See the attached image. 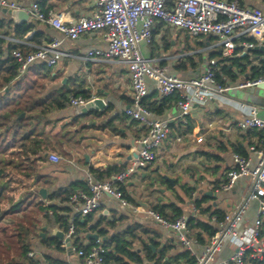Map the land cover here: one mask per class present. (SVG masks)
Here are the masks:
<instances>
[{
  "label": "crops",
  "instance_id": "obj_1",
  "mask_svg": "<svg viewBox=\"0 0 264 264\" xmlns=\"http://www.w3.org/2000/svg\"><path fill=\"white\" fill-rule=\"evenodd\" d=\"M17 1L29 6L37 0ZM94 1L49 0L48 4L52 6L50 10L63 12L70 21L90 15L94 8ZM237 1L243 6L258 8L264 12V0ZM0 11L12 18L2 9ZM38 29L46 34V39L42 43L52 38L63 37L59 30L45 23L39 24ZM181 36H184L187 41L193 37L184 30L157 24L152 42H142L140 49L145 57L153 58L162 65L168 66L170 74L188 80L204 71L211 52L219 51L217 47L212 48L218 39L213 36H202L200 40L198 39L197 44L200 42L205 44L204 46L199 44L202 47L201 50H209L208 57L205 59L203 57L202 62L199 63L190 50L180 51ZM249 38H255L256 43L259 42L256 37H243L242 40L248 41ZM259 46L264 47V45ZM63 47L72 54V57L63 58L54 67H49L52 69L53 78L48 77L45 80L46 90L43 97L63 90H85L89 91L91 97L104 98L107 107L104 111L94 110L88 114H78L68 103L63 109L51 111L50 118L55 125L54 133L58 132L54 137L50 153L57 151L62 157L61 148H64L68 154L67 158H62L60 163L50 162L49 159L47 162L40 163V174L52 179L51 190L70 187L77 182H86L91 166L103 170L115 165L130 167L142 148L137 141L144 134V129L139 123L125 114V110L131 103L132 93L131 77L127 66L116 59H84L86 52L92 48H107L104 32L87 33L75 41L67 39ZM239 50L233 57H239L241 53L249 55L246 72L234 67L236 81L227 80L225 77L228 83L226 91L218 93L215 99L204 106L194 105L192 114L188 118V125L179 121L177 103L162 115H154L169 125L170 133L157 151L156 160L150 166L138 167L126 185L129 195L134 199V201L128 200L131 207L122 206L118 200L105 196L101 208L93 213L92 223L102 220L101 228L108 230L109 237L135 224H140L148 230L147 233H139L141 239L133 245L134 249L144 257L143 264H157L158 257L156 256L153 260L146 259L145 244L152 246L154 252L158 253L163 248L171 247L165 261L170 260L172 263L175 262L178 254L189 250L177 239L173 230L164 227L148 213L149 210H153L154 205L174 203L183 209L184 215H187L191 212L194 202L197 204L198 200L207 196L209 200L203 202L199 209V219L210 223L215 210L221 209L229 214L247 197L250 184L247 178L239 179L230 191L220 189L226 173L234 165L233 154L246 155L255 164L258 155L254 149L257 150L262 146V132L257 128H241L239 122L249 115L253 107L258 109V116L264 120V97L257 98L256 95L248 94L245 99H241L238 96V88L252 75V66H262L264 50L243 46H240ZM189 57H193L195 65ZM181 61H185V69L178 68ZM37 64L41 63L32 65L28 75L36 71ZM148 85L149 97L153 96L152 100H161L156 89V82L148 81ZM189 189L190 193H187ZM146 192L151 195L145 198ZM115 203L119 208H114ZM209 207L211 211H202ZM258 209V203L251 201L241 226L242 230L243 227L253 224L257 218ZM112 221H115L114 228L108 224ZM45 222L43 220V223ZM56 229L60 228L57 225L50 227L43 225L40 236L42 238L47 235L54 236ZM93 234L106 240L97 231L84 229L79 236L80 243L89 247L95 239L91 237ZM203 237L207 244L210 238L207 235ZM190 238L196 240L192 230H190ZM153 243L158 245L154 246ZM206 244L197 241L192 246V252L201 253ZM31 250H34L35 260L38 261L58 260L62 263L85 264L84 260L79 258L69 246H64L62 243L58 248L56 245H45L33 239ZM233 253L231 241L226 240L223 249L217 254L216 264H223L224 260L231 257ZM28 258L18 259L17 256L20 264H31ZM179 262L186 264L187 261L182 258Z\"/></svg>",
  "mask_w": 264,
  "mask_h": 264
},
{
  "label": "built area",
  "instance_id": "obj_2",
  "mask_svg": "<svg viewBox=\"0 0 264 264\" xmlns=\"http://www.w3.org/2000/svg\"><path fill=\"white\" fill-rule=\"evenodd\" d=\"M42 1L37 0L25 6L17 0H0V9H23L29 14L30 21L48 24L63 34L62 38H52L40 45L2 36L33 47L28 52L20 49L11 52L19 64L20 75L25 74L36 63L54 67L61 59L72 57L63 47L64 41H75L84 34L96 32H104L107 48H92L86 52L84 59H116L125 64L130 72L131 103L125 114L144 129L143 136L137 141L143 147L130 167L111 178L98 180L89 173L86 177L88 190H78L67 202L62 203L70 207L71 211L69 229L67 232L63 231L65 238H70V244L66 243L65 238L61 243L69 246L85 264H108L105 256L109 248L105 239L98 236L89 247H77L74 221L78 217L85 220L99 210L105 196L118 200L122 206L131 207L122 186L129 183L138 167L150 166L156 160L157 151L168 138L169 125L155 117L144 102L150 93L148 81L156 82L161 98L180 95L177 102L179 121L188 125L194 105L204 106L215 99L218 93L228 89L216 78L220 70V60L236 56V49L240 46L251 49L264 45V12L258 8L243 6L237 0H95L90 15L68 21L63 12H45L41 7ZM157 24L184 30L198 39L202 36L216 37L218 40L212 48H219L221 57L208 58L204 71L188 80L170 74L168 66L145 57L140 49L142 42H152ZM33 32H29L28 37ZM243 37H256L259 42L244 41ZM260 83H264V75L253 80H244L239 87L256 86ZM89 100L82 96L71 97L69 104L79 114V106ZM239 126L245 129L257 128L262 132V146L254 149L258 160L253 164L248 156L234 153V165L226 173L220 189L230 191L239 179L247 178L250 183L248 194L243 202L235 206L233 212L226 214L224 220L219 221L216 215H212L210 224L217 231L201 253L192 252V246L197 241L190 238L188 226L190 218H199L200 210L196 202L189 214L175 220L166 219L155 210L148 211L164 227L176 233L177 239L195 256V264H216L217 254L223 249L226 240L231 241L234 253L223 264H246L247 258L264 263V120L258 116V109L253 107L249 115L239 122ZM48 159L53 163L62 161L57 152L50 153ZM42 200L48 203L47 198ZM251 201H256L259 205L257 218L251 226L243 227L242 230L241 226ZM49 213L52 214V211L49 210ZM27 256L36 259L34 250H30ZM38 264L70 263L43 260Z\"/></svg>",
  "mask_w": 264,
  "mask_h": 264
},
{
  "label": "trees",
  "instance_id": "obj_3",
  "mask_svg": "<svg viewBox=\"0 0 264 264\" xmlns=\"http://www.w3.org/2000/svg\"><path fill=\"white\" fill-rule=\"evenodd\" d=\"M49 0H43L41 7L48 12L52 6L48 4ZM42 22L32 20L25 23H15L0 11V264H20L19 258L27 257V253L33 247V239L45 245H56L61 247V241L54 236L42 238L40 231L43 225L47 227L57 225L64 232H67L70 226L71 208L62 205L68 201L69 197L78 190H88L86 182H77L70 187L57 188L51 190L52 179L43 176L39 172L40 163L47 162L48 155L52 149L55 125L50 118L51 111L54 109H63L70 102L71 97L82 96L90 99L89 91H71L63 90L58 93H50L44 96L46 86L45 80L52 79V69L44 63L37 64L36 71L32 74L30 68L23 75L18 72V62L12 56L14 49H20L28 52L33 47L2 36L13 37L23 41H30L40 45L46 39L44 31L38 29ZM34 31L31 37L28 33ZM248 41L256 43L255 38H249ZM204 46V42H200ZM236 49V54L239 52ZM210 58H220L221 52H211ZM249 55L239 57L223 58L220 60V70L217 73V81L227 86L226 79L236 81L234 67L240 68L246 72L249 62ZM190 61L194 60L189 57ZM203 60V58H202ZM185 61H181L179 69H185ZM252 75L246 80L257 79L264 75V63L262 66H252ZM40 71V73L38 72ZM225 77H227L225 79ZM149 95L144 99L145 104L153 115H162L167 109L176 104L180 99L179 94L161 98V100H152ZM109 110V108L107 109ZM24 114V116L22 115ZM243 155V154H240ZM246 156V155H243ZM126 169V165L110 166L106 170L90 167V173L98 180L111 178L119 172ZM49 190L46 203L39 199L40 188ZM125 197L134 201L129 195L126 186H122ZM190 193V189L187 190ZM264 197V196H263ZM209 198L204 196L197 201L199 209L202 203ZM52 211V214L49 213ZM153 210L162 217L175 220L184 215L181 207L174 203L157 204ZM205 211H211L209 207ZM212 215H216L219 221L226 217L225 211L215 210ZM43 220L46 222L43 223ZM93 222V214L87 216L85 220L76 218L75 234L76 245L78 248L84 247L80 243V234L84 229L97 231L106 238V244L109 248L105 258L107 263L115 264H143L144 257L134 249V243L141 239L139 233H147L142 225L135 224L128 227L125 231L108 236V230L101 228L103 223L99 220ZM111 228L115 227V221L108 223ZM189 229L199 243L206 244L203 235L209 238L215 235L217 228L201 219L190 218L188 220ZM264 234V223L262 226ZM47 232V230L45 231ZM38 241V240H37ZM154 246L158 244L153 243ZM171 247L163 248L159 253L154 252L152 246L145 244V258L153 260L157 257V264H182L179 259L185 258L186 264H195L196 258L190 250H186L176 256L175 262L165 261L168 251ZM11 256V258H10ZM18 256V259H17ZM9 257V258H8ZM6 259V260H5ZM31 264H38L39 261L28 258ZM246 264H264L262 262L246 259Z\"/></svg>",
  "mask_w": 264,
  "mask_h": 264
},
{
  "label": "water",
  "instance_id": "obj_4",
  "mask_svg": "<svg viewBox=\"0 0 264 264\" xmlns=\"http://www.w3.org/2000/svg\"><path fill=\"white\" fill-rule=\"evenodd\" d=\"M3 11L11 16L13 20L16 23H25L30 21L29 14L23 10V9H3ZM255 50L263 49L264 47L257 46L254 48ZM256 95L257 98L264 97V83H260L256 86H250V87H240L238 88V96L241 99H245L247 95ZM107 107V102L104 98L101 96H94L91 97L90 100L79 106V114H88L91 111H104ZM141 147H143L141 145ZM39 194L42 198H47L48 196V190L46 188H40ZM44 236V234H42ZM55 237H57L60 241H62L65 238V233L60 230L56 229L54 234ZM92 238H97V234H93L91 236ZM66 243L70 244V238H65Z\"/></svg>",
  "mask_w": 264,
  "mask_h": 264
},
{
  "label": "rangeland",
  "instance_id": "obj_5",
  "mask_svg": "<svg viewBox=\"0 0 264 264\" xmlns=\"http://www.w3.org/2000/svg\"><path fill=\"white\" fill-rule=\"evenodd\" d=\"M197 42H198V38H195V37L190 38L189 41L185 40L184 36H181L179 38V46H182L180 51L182 52V51H189L190 50V52L193 54L192 56L197 58L198 62L200 63V62H202L203 57H204V59L208 57L209 50L208 51L201 50L202 47H200L199 44H197ZM187 43H188V45H190V47H188V45H186ZM192 51H194V52L196 51V53H194ZM61 150H63L62 158L63 159L67 158L68 154L64 150V148H61ZM55 152H57V151H55ZM150 195H151V193L146 192L144 197L146 198L147 196H150ZM39 196H40V194H39ZM39 199L42 200V197L40 196ZM114 208L117 209V208H119V206L115 203ZM37 240L39 241L38 237H37Z\"/></svg>",
  "mask_w": 264,
  "mask_h": 264
}]
</instances>
